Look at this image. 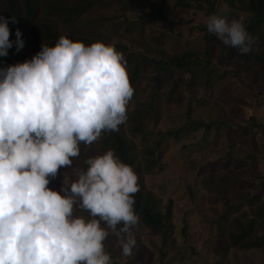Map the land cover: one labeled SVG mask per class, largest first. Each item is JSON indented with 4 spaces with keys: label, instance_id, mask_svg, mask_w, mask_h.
Here are the masks:
<instances>
[{
    "label": "clouds",
    "instance_id": "obj_1",
    "mask_svg": "<svg viewBox=\"0 0 264 264\" xmlns=\"http://www.w3.org/2000/svg\"><path fill=\"white\" fill-rule=\"evenodd\" d=\"M206 27L240 55L253 50L255 38L226 10ZM21 35L17 29V51ZM10 36L0 16V56L13 46ZM134 91L124 53L103 40L61 35L31 59L0 68V264H113L110 235L123 257L133 255L139 177L113 149L89 157L75 178L64 172L60 190L49 185L73 167L81 143L119 131Z\"/></svg>",
    "mask_w": 264,
    "mask_h": 264
},
{
    "label": "rangeland",
    "instance_id": "obj_2",
    "mask_svg": "<svg viewBox=\"0 0 264 264\" xmlns=\"http://www.w3.org/2000/svg\"><path fill=\"white\" fill-rule=\"evenodd\" d=\"M210 1L215 3L212 9L209 5H197L196 0L187 9L178 0H144L139 9L127 14L129 19H135L131 21L136 23L132 33H126L128 21L118 18L114 23L121 22V30L105 36L108 43H123L131 51L157 59L192 54L216 74L211 97L204 103L198 102L204 94L203 88L197 94L182 86L180 90L186 92L188 101H193L191 105L187 101L181 105L164 104L157 125L145 126L148 135L145 132L127 135L131 134L129 124L124 127V133L134 143V166L139 167V177L147 189L158 194L164 211L173 201L175 230L164 245L150 228L137 226L134 229L137 246L130 257L121 255L116 238L110 235L105 250L113 264H264V251L260 248L227 247L231 234L239 232L238 225L245 226L254 218V204L264 203V74L248 54L240 55L237 49L224 45L207 31L206 20L213 13L226 10L229 20L239 19L245 25L249 22L248 14L233 9L227 0ZM153 8H161L166 18L149 20ZM114 13L115 10L100 7L93 10L92 17L105 15L112 19ZM90 18L87 16L78 23L92 26L85 21ZM20 52L26 60L32 58L28 50ZM16 54L8 51L11 64H15ZM194 95L197 103L195 98H190ZM188 113L194 120L212 124L211 129L168 136L160 160L147 169L148 160L153 158V143L160 138L159 131L185 127ZM88 148L81 143L73 167H62L49 187L62 188L66 171L75 178L74 170H86ZM159 151H155L156 155ZM231 206L227 217L221 220V215ZM74 207L77 215L90 218L78 205ZM262 222L256 224L254 239L264 234Z\"/></svg>",
    "mask_w": 264,
    "mask_h": 264
},
{
    "label": "trees",
    "instance_id": "obj_3",
    "mask_svg": "<svg viewBox=\"0 0 264 264\" xmlns=\"http://www.w3.org/2000/svg\"><path fill=\"white\" fill-rule=\"evenodd\" d=\"M196 1L197 5H209L210 9L215 5L210 0ZM227 1L233 9L248 14L249 22L246 27L248 32L255 38L253 50L248 53V56L255 61L258 70L264 74V0ZM178 3L189 9L188 7L194 3V0H178ZM143 4L144 0H0V16L9 20L10 39L13 41V46L9 51L17 52L15 63H18L26 60L20 51L28 50L33 57L42 49L43 44L55 46L61 35H66L73 40H82L86 44H91L97 40L105 41L106 35L109 36L121 30V22L114 23L118 18L128 21L126 33H132L136 28V23L131 21L135 19H129L127 14L136 11ZM100 7L108 8L109 11L115 10V17L112 19L105 15L92 17L93 10ZM103 11L107 12L106 10ZM87 16L91 18L85 21L92 23V26L78 23L79 20H84ZM163 18L165 19L166 17L161 8H153L148 15V19L151 21H162L164 20ZM78 25H83L88 30H84ZM17 29L20 30L21 38L25 42L24 47L19 51H17L15 43ZM115 47L122 51L127 59L131 83L135 89L134 96L128 106L126 123L120 126L119 131L103 133L101 138L94 142L91 147L88 148L87 145L88 150L85 156L87 155L86 159H88L113 149L117 157L130 164L138 174L139 167L134 166V143L127 135L139 132L142 134L145 132L148 135L145 126L148 124L157 125L162 118L161 108L164 104L181 105L187 101V105H191L193 101H188L185 96L186 92L180 90L182 86H185L191 93L197 94L203 88L204 94L199 98L198 102L202 101L204 103L211 97V91L214 89L211 84L216 74L215 70L207 63L189 53L157 59L143 52L131 51L130 47L123 43L115 44ZM9 65H12L10 57L8 55L0 56V68ZM144 76H146L145 81L143 80ZM195 97L194 95L190 98ZM194 102L197 103V98H195ZM133 103L134 106L131 107ZM187 118L185 127L159 131L160 138L155 139L153 143L154 153L151 154L153 158L151 161L148 160L147 169H150L149 167L152 164L156 165L160 160L159 157L161 153H164L162 148L166 147L168 136H179L183 131L195 132L201 128L211 129L212 127V124H204L192 119L189 113ZM128 124L131 134L127 133L126 135L123 129ZM157 150H160L158 155L155 153ZM211 178H214V176L211 175ZM224 180L222 178L221 182H224ZM138 183L140 191L135 194L136 203L134 205L136 212L140 216L138 226L150 228L152 234L160 237L162 244L165 245L175 230V226L172 223L173 201L169 202L164 211L158 194L153 190L147 189L140 177ZM53 188L61 189L59 185ZM254 205H256L254 218L245 226L238 225L239 232L231 234V242L227 246L228 249L231 247H239L243 250L260 248L264 251V234L255 239L252 236L259 220H263L264 227V203L260 202V205H258L257 202ZM231 209L232 206L221 215V220L227 217ZM225 230L228 231L227 228ZM162 252L165 254L164 251Z\"/></svg>",
    "mask_w": 264,
    "mask_h": 264
}]
</instances>
